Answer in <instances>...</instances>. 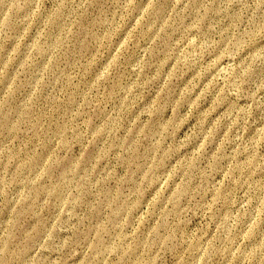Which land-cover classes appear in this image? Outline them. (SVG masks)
<instances>
[{
  "label": "rangeland",
  "instance_id": "1",
  "mask_svg": "<svg viewBox=\"0 0 264 264\" xmlns=\"http://www.w3.org/2000/svg\"><path fill=\"white\" fill-rule=\"evenodd\" d=\"M0 264H264V0H0Z\"/></svg>",
  "mask_w": 264,
  "mask_h": 264
}]
</instances>
